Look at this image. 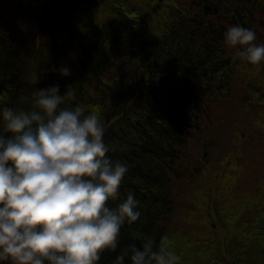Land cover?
Instances as JSON below:
<instances>
[{
    "label": "trees",
    "instance_id": "trees-1",
    "mask_svg": "<svg viewBox=\"0 0 264 264\" xmlns=\"http://www.w3.org/2000/svg\"><path fill=\"white\" fill-rule=\"evenodd\" d=\"M236 25L264 44V0H0V109L72 87L64 106L97 111L128 168L109 207L132 192L141 215L97 264L164 235L179 264H264V61L226 45ZM257 140L263 169L245 189Z\"/></svg>",
    "mask_w": 264,
    "mask_h": 264
},
{
    "label": "clouds",
    "instance_id": "clouds-1",
    "mask_svg": "<svg viewBox=\"0 0 264 264\" xmlns=\"http://www.w3.org/2000/svg\"><path fill=\"white\" fill-rule=\"evenodd\" d=\"M255 33L231 26L225 33L236 56L258 65L264 44ZM62 68L61 75L68 76ZM39 81L33 73L30 83ZM30 110L0 109V261L9 264H97L117 249L122 226L137 221L139 201L132 192L115 208L126 164L113 162L104 143L105 123L75 99L72 87L33 92ZM64 106V107H62ZM179 264L167 235L145 238L116 257L114 264Z\"/></svg>",
    "mask_w": 264,
    "mask_h": 264
},
{
    "label": "rangeland",
    "instance_id": "rangeland-1",
    "mask_svg": "<svg viewBox=\"0 0 264 264\" xmlns=\"http://www.w3.org/2000/svg\"><path fill=\"white\" fill-rule=\"evenodd\" d=\"M256 142L257 143L255 145H249L250 149L252 150L251 151L252 159L251 160L246 159V161L248 162V165H246V167L249 168L247 173H243V169L241 167V160H240L241 149H238L237 147H232L229 152L234 157H237L236 161L238 162V165L242 169V177H243L242 184L244 185L245 189L248 188V186L252 183V181L256 179V177L262 172L263 169V166L261 165V159L259 157L263 152L262 141L257 140ZM245 154L248 155V152H245ZM242 164L245 163L242 162ZM0 264H9V262L0 261Z\"/></svg>",
    "mask_w": 264,
    "mask_h": 264
}]
</instances>
